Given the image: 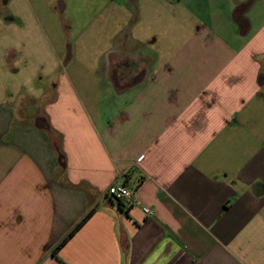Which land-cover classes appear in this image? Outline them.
<instances>
[{
  "label": "crops",
  "instance_id": "obj_1",
  "mask_svg": "<svg viewBox=\"0 0 264 264\" xmlns=\"http://www.w3.org/2000/svg\"><path fill=\"white\" fill-rule=\"evenodd\" d=\"M99 11L104 72L55 84L0 21V264H264V0Z\"/></svg>",
  "mask_w": 264,
  "mask_h": 264
},
{
  "label": "rangeland",
  "instance_id": "obj_2",
  "mask_svg": "<svg viewBox=\"0 0 264 264\" xmlns=\"http://www.w3.org/2000/svg\"><path fill=\"white\" fill-rule=\"evenodd\" d=\"M111 1L130 2V0H25L27 9L22 3L23 7L16 2L15 7L19 6L23 12L27 13L28 10L31 13L37 25L35 26L28 15L23 23L20 19L25 17L22 12V16H13L12 12L7 10L9 0H0V11H2L0 21L5 26L13 24L15 27L12 29V40L22 54H25L29 64L27 69L37 70L36 63L38 66L40 64L39 72L33 80L35 85H40L41 80L55 84L61 70L70 77L73 73H87L94 68L99 74L104 72L107 66L106 38L111 29L117 26L107 25L105 28L88 22L94 17H100L96 16L95 12L100 14L101 7L107 6ZM96 21L102 20L96 19ZM46 37L58 55L55 60L45 50L43 41ZM57 44L58 48H56ZM39 51L42 53V58L38 55ZM55 61L58 62L59 67L56 66ZM16 67L22 68V66ZM88 76L91 78L90 73ZM23 79L24 77L22 81ZM100 108L103 109V104H100ZM20 111L23 113L24 107L17 111L18 115L22 114Z\"/></svg>",
  "mask_w": 264,
  "mask_h": 264
},
{
  "label": "built area",
  "instance_id": "obj_3",
  "mask_svg": "<svg viewBox=\"0 0 264 264\" xmlns=\"http://www.w3.org/2000/svg\"><path fill=\"white\" fill-rule=\"evenodd\" d=\"M143 158L140 157L138 161H141ZM106 195L113 200L119 202H125L128 205H138V202L134 198V192L127 189L123 184H112L106 190ZM143 213L150 215V212L147 208H143Z\"/></svg>",
  "mask_w": 264,
  "mask_h": 264
},
{
  "label": "trees",
  "instance_id": "obj_4",
  "mask_svg": "<svg viewBox=\"0 0 264 264\" xmlns=\"http://www.w3.org/2000/svg\"><path fill=\"white\" fill-rule=\"evenodd\" d=\"M116 201V200H115ZM117 202H119V201H117ZM86 219V218H85ZM84 221V220H83ZM65 241H63V243H64ZM63 243H61L56 249H55V252L60 248V246L63 244Z\"/></svg>",
  "mask_w": 264,
  "mask_h": 264
}]
</instances>
